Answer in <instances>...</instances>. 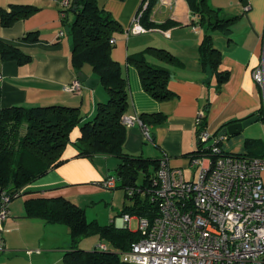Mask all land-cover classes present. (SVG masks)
<instances>
[{"label": "crops", "instance_id": "obj_1", "mask_svg": "<svg viewBox=\"0 0 264 264\" xmlns=\"http://www.w3.org/2000/svg\"><path fill=\"white\" fill-rule=\"evenodd\" d=\"M98 2L124 28L116 35L111 54L123 64L129 81L131 105L126 114L161 111L167 115L166 122L155 129L154 141L145 134L141 124L127 126L126 152L154 159L168 157L171 166L182 168L186 178L195 179L200 166L194 160L200 157L189 153L199 145L196 118L201 109H205L207 114L205 127L217 135L229 121L260 115L258 121L243 128L242 132L222 138L221 144L226 151L247 154L251 151L246 144L247 139L261 138L264 142V91L254 77V70L261 64L264 55V0H208L210 5L221 8L226 16H240L230 34L221 30L213 32L215 45L222 53L220 69L230 71L229 78L220 88L216 74L211 69H203L201 64L199 46L205 28L200 25L199 16L187 0H170V3L158 0L152 9L151 20L157 24L170 20L175 24L168 28H148L142 34H129L127 29L143 0ZM13 4L34 5L38 10L7 27L2 25L0 16V41L31 55L30 61L20 64L14 59L4 60L0 52L1 106L63 103L79 106L83 122L92 120L98 103L106 101L108 93L101 80L95 89L86 87L83 82L80 92L71 93L64 89L66 84L79 79V73L72 65L73 43L62 22L61 0H0V9H9ZM196 23L198 30L194 29ZM33 31L39 36L36 40L27 38V34ZM149 46L166 48L182 61V64H171L155 55L147 56L151 63L171 69L169 88L175 96L169 100L160 101L149 94L138 68L128 62L129 54ZM81 72L99 78L89 64ZM80 136L81 125H78L72 130L70 141L63 151L62 157L66 161L27 185L23 189L25 200L30 197L65 196L86 208L96 201L98 194L107 193L105 189L108 188L103 181L109 175H117L116 167L120 160L116 156H78L77 141ZM253 151L263 154L264 144ZM202 159L206 163L211 160L208 156ZM262 177L264 180V171ZM118 198L120 196L116 195L114 201ZM116 204L119 203L113 202V207ZM112 214L110 211L108 223L102 224L117 223L120 215L116 217L117 213ZM31 219L39 220L33 223L32 228L31 223L23 226L21 220L13 222V225L16 223L14 229L18 228L19 233L12 240L7 234L9 229H6L9 258L1 261L2 264H64V254L73 246L70 227L62 223H47L40 218ZM36 230L42 233L36 234ZM86 240L80 241L77 246L90 250L97 248L100 242H106L109 248L112 247L100 237L92 244L86 243Z\"/></svg>", "mask_w": 264, "mask_h": 264}, {"label": "trees", "instance_id": "obj_2", "mask_svg": "<svg viewBox=\"0 0 264 264\" xmlns=\"http://www.w3.org/2000/svg\"><path fill=\"white\" fill-rule=\"evenodd\" d=\"M148 1L141 18L147 28H168L175 24L170 20L163 24L152 21V9L158 0ZM187 1L199 16L200 25L205 28L199 46L201 64L203 69H211L216 74L220 88L229 78L230 71L220 69L222 53L215 45L213 32L221 30L230 34L240 16H226L221 8L210 5L208 0ZM37 10L38 7L34 5L24 4L2 8V25L10 26ZM62 22L72 38L74 70L80 73L86 64L91 65L107 90L108 99L99 102L95 117L85 122L80 107L75 105L51 103L2 107L0 103V189H5L13 200L23 195L27 185L64 163L66 159L62 157L63 151L70 141L71 132L81 125V136L77 141L78 156H116L120 160L116 167L120 180L117 187L126 189L130 201H126L122 212L116 217L125 213L149 214L152 203L138 195L130 197L128 190L132 187H145L148 190L161 159L132 155L124 149L127 126L123 116L131 105L129 81L123 64L111 54L116 43L115 37L124 28L108 10L99 5L98 0H78L76 7L73 0L69 8L62 9ZM38 37L35 31L27 34L30 39L36 40ZM0 52L4 60L14 59L20 64L31 59L30 54L3 41H0ZM149 54L171 64H182V61L168 49L153 46L128 55V62L135 64L139 70L145 90L160 101L169 100L175 96L169 88L172 71L168 66L151 63L147 57ZM205 108L208 110L209 106ZM139 116L150 132V139L154 141L155 129L166 122L167 115L159 111L143 112ZM206 120L207 114L202 127L206 126ZM230 122L233 121L223 126ZM246 144L251 150L247 154L264 157V153L253 151L264 144L261 138H249ZM189 155L205 157L211 154L209 146L199 139L198 147ZM140 174H143V180L139 183L137 179ZM25 210V216L29 218H40L47 223H62L70 227L73 246L65 252L64 264H135L125 261L121 254L141 238L138 230L117 227L114 221L102 224L97 219L89 220L86 208L65 196L30 197L25 200ZM92 234H98L101 240L109 242L112 247L87 250L77 246L83 235Z\"/></svg>", "mask_w": 264, "mask_h": 264}, {"label": "built area", "instance_id": "obj_3", "mask_svg": "<svg viewBox=\"0 0 264 264\" xmlns=\"http://www.w3.org/2000/svg\"><path fill=\"white\" fill-rule=\"evenodd\" d=\"M170 3V0H159ZM73 0H61L62 9ZM149 1H143L128 27L129 34L149 29L141 21ZM248 9V6H247ZM198 30V24L194 25ZM63 34V32H62ZM254 77L264 91V55L254 70ZM83 83L76 79L64 89L80 92ZM205 109L196 118L198 137L209 146L210 163L202 157L194 160L200 170L195 179L185 177L182 168L171 166L162 157L151 185L132 187L130 197L137 195L152 203L149 214L125 213L117 226L129 227L138 220L141 238L123 252L125 261L135 264H264V157L226 151L222 137L202 127ZM126 126L139 123L150 138L139 115L123 116ZM117 175H109L103 185L117 188ZM11 195L0 189V254L6 252L5 222L11 215ZM107 249L106 242H100ZM33 252V251H29Z\"/></svg>", "mask_w": 264, "mask_h": 264}, {"label": "rangeland", "instance_id": "obj_4", "mask_svg": "<svg viewBox=\"0 0 264 264\" xmlns=\"http://www.w3.org/2000/svg\"><path fill=\"white\" fill-rule=\"evenodd\" d=\"M152 28L153 27H151V29ZM142 180H143V174H140L138 179H137V182L140 183ZM105 191H107V193L98 194L96 196V199H95L96 201L91 203V205L89 207H86V214H87V218L89 220H92L94 218H98L101 223H108V220H109L108 214L110 213V211L113 212L112 216L114 215V213H117V214L121 213L122 209L124 208L123 201L124 202L130 201V198H128L126 189L124 187L108 188V189H105ZM116 195L118 197L120 196V198L115 200L119 204H116V206L113 207V202H115L114 198ZM112 207H113V209H112ZM10 208H11V216L8 218L5 225H6V229L7 228L9 229V231L7 232L8 237L10 240H12L15 237H17L18 236L17 233H19V231H17L18 228L14 229V227L16 226V223H14V225H13V222L21 220L22 221L21 223L23 226H26V224L31 223V228H32V227H34L33 223L34 222L36 223V221H39V220L31 219V218L25 216L26 215L25 214V197L23 195L14 198L11 201ZM119 217H121V216H119ZM36 226H37V224H36ZM130 227L133 229L138 228V220L133 219L131 221ZM13 231H16V232H13ZM31 231H34V230H31ZM37 233L41 234L42 232L41 231L38 232L36 230V234ZM97 235L98 234L83 235L81 238V241H84L85 239H87L86 243L92 244L94 241L99 240V236H97ZM8 258H9V255H8L7 251L4 253H1L0 254V264H2L1 261H3L4 259L7 260Z\"/></svg>", "mask_w": 264, "mask_h": 264}, {"label": "water", "instance_id": "obj_5", "mask_svg": "<svg viewBox=\"0 0 264 264\" xmlns=\"http://www.w3.org/2000/svg\"><path fill=\"white\" fill-rule=\"evenodd\" d=\"M75 1V7L77 6L78 0ZM78 78L81 82L85 84L86 87L95 89L97 85L99 84L100 79L89 77L86 73L80 72L78 75ZM260 119L259 114L251 115L250 117H247L246 119L240 120V121H233L229 124H226L220 131L219 136L222 138L226 136H231L234 134H238L242 132L243 128L249 126L250 124L258 121Z\"/></svg>", "mask_w": 264, "mask_h": 264}]
</instances>
